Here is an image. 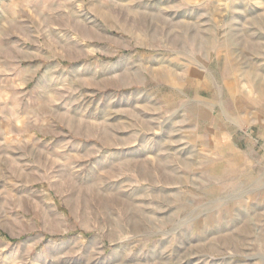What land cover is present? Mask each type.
<instances>
[{
  "label": "rangeland",
  "instance_id": "374dc122",
  "mask_svg": "<svg viewBox=\"0 0 264 264\" xmlns=\"http://www.w3.org/2000/svg\"><path fill=\"white\" fill-rule=\"evenodd\" d=\"M262 128L264 0H0V264H264Z\"/></svg>",
  "mask_w": 264,
  "mask_h": 264
},
{
  "label": "crops",
  "instance_id": "0c3cea01",
  "mask_svg": "<svg viewBox=\"0 0 264 264\" xmlns=\"http://www.w3.org/2000/svg\"><path fill=\"white\" fill-rule=\"evenodd\" d=\"M224 129H226V127H224ZM223 131L225 132V130H221V132ZM235 142H236L235 143L236 148L243 146L244 148H247L249 151L251 150V152L253 150V153H257L260 161L261 162L264 161V129L263 128L250 129L248 132L236 136ZM222 148L226 149V147H222ZM223 151L225 150L223 149L222 152Z\"/></svg>",
  "mask_w": 264,
  "mask_h": 264
},
{
  "label": "bare ground",
  "instance_id": "6f19581e",
  "mask_svg": "<svg viewBox=\"0 0 264 264\" xmlns=\"http://www.w3.org/2000/svg\"><path fill=\"white\" fill-rule=\"evenodd\" d=\"M239 104V103H238Z\"/></svg>",
  "mask_w": 264,
  "mask_h": 264
}]
</instances>
